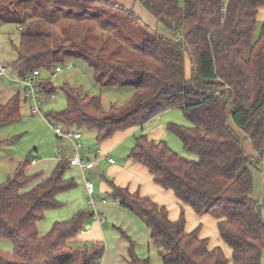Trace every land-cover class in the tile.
Wrapping results in <instances>:
<instances>
[{
    "label": "trees",
    "instance_id": "trees-1",
    "mask_svg": "<svg viewBox=\"0 0 264 264\" xmlns=\"http://www.w3.org/2000/svg\"><path fill=\"white\" fill-rule=\"evenodd\" d=\"M136 1L156 27L110 0H0V23L12 22L19 34L10 65L21 79L33 70L52 71L67 59H80L101 87L132 86L129 101L105 111L101 95H89L69 79L60 88L65 108L44 115L49 122L94 130L98 143L118 130L181 109L192 125L170 122L167 129L197 159L144 134L135 138L129 157L178 202L197 215L216 218L218 236L230 254L220 245L211 247L198 228L186 231L183 210L171 220L164 205L111 180L106 195L144 221L150 250L162 264H260L264 196H251V168L264 161V20L257 25L264 0ZM59 20L65 37L43 30V24ZM38 83L41 95L55 94L49 80ZM20 118L18 93L0 101V126ZM230 122L250 139L256 157L246 153ZM32 158L18 163L13 176L0 184V238L12 243L10 253L0 250V264H100L104 245L71 240L86 221L97 219L91 210L56 221L44 235L38 232L44 211L59 206L55 195L76 182L64 178L68 163L61 160L48 177L26 189L39 176L25 173ZM133 245L129 263L151 264L149 257L136 256Z\"/></svg>",
    "mask_w": 264,
    "mask_h": 264
},
{
    "label": "crops",
    "instance_id": "crops-1",
    "mask_svg": "<svg viewBox=\"0 0 264 264\" xmlns=\"http://www.w3.org/2000/svg\"><path fill=\"white\" fill-rule=\"evenodd\" d=\"M110 1L132 9L145 24L150 27H156L154 18L136 0ZM257 20L260 22L264 20V6L259 8ZM189 65L190 62L186 58L185 71L187 77H189L190 73ZM5 102L2 101V103ZM126 102L111 106H121ZM154 117L149 119L144 125L142 124L143 126L136 125L118 130L99 143L96 141V133L93 136H85L84 132L80 131V128H75L74 131H79L82 134V157L85 160L94 162V168L90 169V172L94 176L90 175L88 170H84L77 165L69 164V158L71 157L69 147L71 142L68 140H61L64 141L63 144L60 143L63 149L60 152L55 150L54 155L51 154L36 160L32 152L33 158L31 160L34 159L35 162L32 163L30 161V164L25 168V173L27 175L38 174L39 176L26 189L31 188L33 184L48 177L61 160H65L68 163V169L65 171L64 178H72L76 182L74 188L59 192L55 195L59 206L44 211L43 218L37 223L40 235L48 232L56 221H66L78 211L91 210L96 215L104 216V224L107 223V226L99 223L96 219L88 220L85 222L84 229L71 238L72 241H95L104 245L105 251L100 264H130L128 248L131 242L134 243L133 248L136 256L141 259L146 258L151 249L149 244V229L140 217L106 195L111 191V187L108 184V180H111L116 185L127 188L131 193H139L141 196H146L159 205H164L171 220L179 218L181 210H183L186 231L198 228L200 237L208 238L211 247L220 245L224 248L227 255L230 254L218 236L216 218L205 214L197 215L189 206L178 202L171 191L162 189L153 181L152 175L144 165L135 162L129 157L137 136L144 134L149 139H157V135L153 133L155 131L150 124ZM230 125L242 139L246 153L254 157L257 156L247 135L242 130L236 128L232 122H230ZM168 146H170L169 143ZM171 149L173 148L171 147ZM109 156L115 160V163L108 161ZM117 156H119L118 159ZM254 169L251 168L252 174ZM87 180L93 183L91 196L86 187ZM258 196L254 193L252 194L253 199H258ZM87 225L89 226L88 228ZM116 227L124 232L128 238L123 237Z\"/></svg>",
    "mask_w": 264,
    "mask_h": 264
},
{
    "label": "rangeland",
    "instance_id": "rangeland-1",
    "mask_svg": "<svg viewBox=\"0 0 264 264\" xmlns=\"http://www.w3.org/2000/svg\"><path fill=\"white\" fill-rule=\"evenodd\" d=\"M33 18L35 19L36 17L30 16V19ZM61 22L62 20L48 23L45 21L47 24H43V30H46L45 28L49 30L54 29L56 35L65 37L62 34V29L58 25V23ZM261 23L262 22L257 21L258 26L261 25ZM15 26L16 25L12 22L0 23V61L6 69V76L2 77L4 79H0V101L5 102L13 94L18 93L20 96L21 111L20 120L0 126V141H4L3 144H0V184L13 176L16 166L18 163L24 161L30 150L34 153L36 160L51 154L54 155L56 148L60 143L63 144L64 141H61L62 139L54 134L51 124L58 125L61 128L71 131L75 129L73 126L66 127L54 121L49 122L44 116L47 112L60 111L65 108L66 100L60 88L64 83H67L70 78L72 79V85L81 86L87 94L101 95L102 106L105 111H108L111 105H120L128 101L133 94L132 86L111 85L101 87L94 79L92 70L84 61L80 59H67L64 63L57 64L62 68V71L56 76H52L53 70L39 69L38 79L49 80L55 87V94H40L37 104L39 110H33L34 103L32 99L26 97L25 88L10 65L16 56L12 45L19 43V34ZM99 30V26L97 25L95 33ZM163 30L164 28L159 25V31ZM189 70L191 71V64L189 65ZM190 74L191 72L189 76ZM170 122L183 125L187 124L188 126L192 125L191 122L185 118L181 109L174 108L167 110L155 116L150 123L155 131L153 133L157 135V139L154 138V140H164L180 155L191 157V159H197L198 156L184 150L180 139L167 129V125ZM80 131L84 132L85 136H93V134H95L94 130L85 127L80 128ZM118 158L119 156H117V159ZM253 177L254 184L252 194L259 195L258 199H261L264 196V162H261L260 168L254 169ZM117 230L121 233V230ZM0 250L5 253H10L12 251V243L5 238H0ZM147 257H149L151 264H162L160 257L153 250L149 251ZM260 264H264V249L262 251Z\"/></svg>",
    "mask_w": 264,
    "mask_h": 264
},
{
    "label": "built area",
    "instance_id": "built-area-1",
    "mask_svg": "<svg viewBox=\"0 0 264 264\" xmlns=\"http://www.w3.org/2000/svg\"><path fill=\"white\" fill-rule=\"evenodd\" d=\"M61 71H62V68L59 65H57L52 72V76H56ZM5 76H6V69L3 63L0 61V78L5 77ZM38 76H39V70L36 69V70H33V72L30 75H27L26 77L20 79V82L23 84L25 88L26 97L31 98L34 103L33 110L35 111L39 110V107L37 105L38 98L40 96V93L38 91V86H39ZM51 127L54 131V134L57 137L61 138L64 141L68 140L71 142V145L69 147L71 151V157L69 158L70 165H77L84 170H90L94 168L93 161L85 160V158L82 157V154H81L82 134L81 132L64 129L55 124H51ZM62 149H63V146L59 145L56 148V151L60 152ZM108 161L111 163H115V160L110 156L108 157ZM31 162L34 163L35 160L34 159L31 160ZM86 187H87L89 195L91 196L93 192V183L90 180H87ZM96 220L102 224H104L105 222V218L102 215H98Z\"/></svg>",
    "mask_w": 264,
    "mask_h": 264
},
{
    "label": "water",
    "instance_id": "water-1",
    "mask_svg": "<svg viewBox=\"0 0 264 264\" xmlns=\"http://www.w3.org/2000/svg\"><path fill=\"white\" fill-rule=\"evenodd\" d=\"M70 81H72L71 78H70ZM31 155H32V150H30V151L27 153L26 158H27V159L30 158ZM88 173H89L90 175H93V176H94V174H92V173L90 172V170H88ZM104 226H107V223H105ZM88 227H89V226L87 225V228H88Z\"/></svg>",
    "mask_w": 264,
    "mask_h": 264
}]
</instances>
